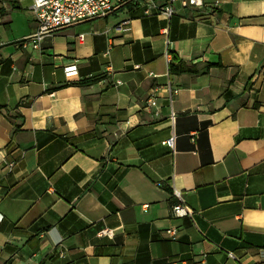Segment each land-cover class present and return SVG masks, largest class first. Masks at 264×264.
I'll return each mask as SVG.
<instances>
[{
	"label": "crops",
	"instance_id": "crops-1",
	"mask_svg": "<svg viewBox=\"0 0 264 264\" xmlns=\"http://www.w3.org/2000/svg\"><path fill=\"white\" fill-rule=\"evenodd\" d=\"M32 2L0 0V264H264V0L128 5L37 48Z\"/></svg>",
	"mask_w": 264,
	"mask_h": 264
},
{
	"label": "built area",
	"instance_id": "built-area-1",
	"mask_svg": "<svg viewBox=\"0 0 264 264\" xmlns=\"http://www.w3.org/2000/svg\"><path fill=\"white\" fill-rule=\"evenodd\" d=\"M32 10L37 22L36 33L21 40L23 47H40L41 41L46 33L52 32L61 27L75 24L84 20H91L100 17H106L111 12L121 8L132 6L140 9L143 15L164 14L171 17L175 13L174 5L180 2L183 6L206 7L204 0H166L158 2L157 0H32ZM80 40L84 35L80 34ZM67 76L72 77L77 74L76 66H67L64 68ZM172 94L177 90L172 88ZM152 105L156 104L154 98L150 99ZM171 117H175L172 112ZM171 147L174 146V136L163 142ZM10 165H13L11 163ZM161 183H159L160 185ZM174 195L178 201L172 206L173 214L176 216H192V208L184 202L182 192L174 190ZM101 235H113V229L105 228L100 232Z\"/></svg>",
	"mask_w": 264,
	"mask_h": 264
},
{
	"label": "trees",
	"instance_id": "trees-1",
	"mask_svg": "<svg viewBox=\"0 0 264 264\" xmlns=\"http://www.w3.org/2000/svg\"><path fill=\"white\" fill-rule=\"evenodd\" d=\"M170 67H171V70L178 72V73L197 72V69L194 66L188 65L184 62H179L178 65L171 64Z\"/></svg>",
	"mask_w": 264,
	"mask_h": 264
},
{
	"label": "rangeland",
	"instance_id": "rangeland-1",
	"mask_svg": "<svg viewBox=\"0 0 264 264\" xmlns=\"http://www.w3.org/2000/svg\"><path fill=\"white\" fill-rule=\"evenodd\" d=\"M157 1H158V2H164V1H166V0H164V1H163V0H157ZM137 10H139V9H137ZM109 15H111V16H115V15H117V12H115V13H113V14H109ZM109 15H108V16H109Z\"/></svg>",
	"mask_w": 264,
	"mask_h": 264
}]
</instances>
